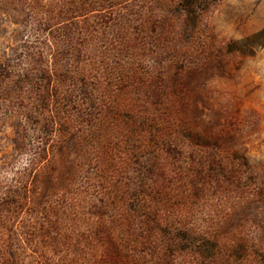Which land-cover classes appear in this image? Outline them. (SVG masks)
I'll use <instances>...</instances> for the list:
<instances>
[{"label":"rangeland","instance_id":"obj_1","mask_svg":"<svg viewBox=\"0 0 264 264\" xmlns=\"http://www.w3.org/2000/svg\"><path fill=\"white\" fill-rule=\"evenodd\" d=\"M0 264H264V0H0Z\"/></svg>","mask_w":264,"mask_h":264}]
</instances>
